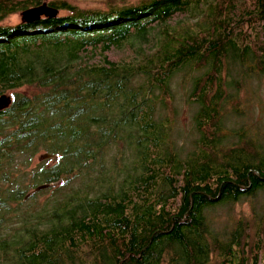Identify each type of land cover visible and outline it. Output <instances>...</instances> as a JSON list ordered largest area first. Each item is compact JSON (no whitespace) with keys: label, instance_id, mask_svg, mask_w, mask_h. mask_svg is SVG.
I'll list each match as a JSON object with an SVG mask.
<instances>
[{"label":"trees","instance_id":"trees-1","mask_svg":"<svg viewBox=\"0 0 264 264\" xmlns=\"http://www.w3.org/2000/svg\"><path fill=\"white\" fill-rule=\"evenodd\" d=\"M45 2L0 0V96L13 99L0 110V264H264V203L211 217L264 191V132L225 128L264 76V0H55L57 14L24 18ZM134 38L137 60L113 64L107 52ZM188 65L204 73L182 157L171 81ZM41 152L55 158L32 167Z\"/></svg>","mask_w":264,"mask_h":264},{"label":"rangeland","instance_id":"rangeland-1","mask_svg":"<svg viewBox=\"0 0 264 264\" xmlns=\"http://www.w3.org/2000/svg\"><path fill=\"white\" fill-rule=\"evenodd\" d=\"M47 3L49 1L55 0H43ZM69 3L76 5L81 10H105L109 7H123L139 4L146 0H67ZM65 14L64 11H60V15ZM184 16L181 15L177 17L173 22L182 19ZM21 22V14L16 13L11 15L3 24L5 25H17ZM137 38L134 40L131 39L130 42L124 43L119 47H113L110 51L107 52L108 59L115 65L128 63L132 60H137L138 52L136 51L137 46H140V42L137 43ZM150 51L155 49V46L150 43L146 45ZM99 54H95L90 58L87 56V62L92 64L99 59ZM89 58V59H88ZM202 71L195 70L190 65L184 67L180 70L171 81V89L174 95V109H176L177 114V124L174 126V131H172V138L176 140L177 150L180 149L181 156L184 157L189 150L192 148L190 141L193 140L197 135H192L193 127V115L196 111L197 105H191L188 101V93L192 88V82L195 77L202 75ZM262 81L254 80L249 88H246L242 91L243 99L245 100L242 114L238 115L234 112L226 116L225 128L228 130H237L243 125L250 130L253 134L258 133L263 134L264 132V76L261 77ZM24 92H31V90L22 88ZM252 91H255L252 93ZM163 114H167V109H161ZM235 126L234 128H231ZM241 125V126H240ZM237 126V129H236ZM229 141L235 139L236 137H230ZM179 151V150H178ZM44 154L41 152L34 159L33 166L41 161V155ZM48 161V160H43ZM30 176L26 180V185L31 184L29 182ZM55 185V183H53ZM70 185V184H69ZM76 185V183H75ZM37 190V189H36ZM35 189H30V193L36 191ZM257 202L258 205L255 206L256 209L264 203V191L259 192L252 200L243 199L241 202L236 203L235 205H219L211 209L212 216L215 217L217 222H224L228 220L229 216L248 214L251 210V204ZM260 264H263L261 262Z\"/></svg>","mask_w":264,"mask_h":264},{"label":"water","instance_id":"water-1","mask_svg":"<svg viewBox=\"0 0 264 264\" xmlns=\"http://www.w3.org/2000/svg\"><path fill=\"white\" fill-rule=\"evenodd\" d=\"M47 13H53V14H57L58 13V9L50 6L47 2L35 6V7H31L29 9H27L26 11H24V18L29 20L31 18V16L36 15V14H47ZM12 97L10 95L7 94H3L0 96V110H4L6 108H8L11 104H12ZM55 158V155L53 154H49V153H44L41 155V159L42 160H49V159H53ZM46 185H41L38 189H44L46 188Z\"/></svg>","mask_w":264,"mask_h":264}]
</instances>
